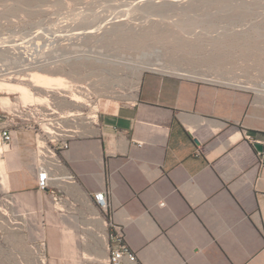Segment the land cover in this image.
Returning a JSON list of instances; mask_svg holds the SVG:
<instances>
[{"label": "crops", "instance_id": "crops-1", "mask_svg": "<svg viewBox=\"0 0 264 264\" xmlns=\"http://www.w3.org/2000/svg\"><path fill=\"white\" fill-rule=\"evenodd\" d=\"M2 98L0 128L13 140L0 144V264H40L33 248L55 228L68 232L72 218L83 232L78 256L62 236L59 259L55 247L43 250L46 264H105L113 227L139 264H264L260 98L225 82L145 72L129 101L97 122L77 118L44 192L33 134ZM96 192L107 212L95 207Z\"/></svg>", "mask_w": 264, "mask_h": 264}, {"label": "rangeland", "instance_id": "rangeland-1", "mask_svg": "<svg viewBox=\"0 0 264 264\" xmlns=\"http://www.w3.org/2000/svg\"><path fill=\"white\" fill-rule=\"evenodd\" d=\"M101 23L96 37L65 36ZM32 51L36 61H24ZM153 63L161 73L233 84L264 103L256 91L264 86V0H0V65L20 69L0 81L26 85L44 99L24 105L19 94L1 92L17 105L6 112L33 106L59 115L78 111L97 122L106 108L133 97L149 71L141 67ZM32 73L64 78L83 102L72 101L69 91L30 86L22 79ZM71 220L68 232L55 228L45 235L44 248L55 247V253L48 249L54 259L60 258L62 236L78 256L83 232L80 219Z\"/></svg>", "mask_w": 264, "mask_h": 264}, {"label": "built area", "instance_id": "built-area-1", "mask_svg": "<svg viewBox=\"0 0 264 264\" xmlns=\"http://www.w3.org/2000/svg\"><path fill=\"white\" fill-rule=\"evenodd\" d=\"M80 114L59 115L58 112L47 109L42 112L33 106H22L15 111L14 118L23 122V130L33 134L34 158L37 170V189L44 192L47 189L49 174L55 167L61 164L59 151L67 148L69 140L76 135L77 117ZM98 114L95 115V118ZM13 140L11 130L7 126L0 128V144H9ZM69 180L75 182V178L70 175ZM57 204L60 197L56 194L52 196ZM95 207L103 212H107L108 199L104 192H96L92 195ZM44 243L33 248L37 254L40 264H46V257L43 254ZM108 257L105 264H139L135 253L129 250L126 245L121 230L113 227L109 234L107 244Z\"/></svg>", "mask_w": 264, "mask_h": 264}, {"label": "bare ground", "instance_id": "bare-ground-1", "mask_svg": "<svg viewBox=\"0 0 264 264\" xmlns=\"http://www.w3.org/2000/svg\"><path fill=\"white\" fill-rule=\"evenodd\" d=\"M115 22H116V20H110L109 24H114ZM107 24H108V22H107ZM102 26H103V23L99 24L96 28H89V29L82 31V32H72L71 34H68L65 36H68V38H69L68 40H70L72 38H77V37H80L81 39H84L87 37H96L97 33L102 29ZM33 51L30 53L25 52V55L23 57L24 61H29V62H32L33 60L36 61V59H35L36 53H34L35 51L34 52ZM108 62L111 63V61H107V63ZM160 68H161L160 64L153 63V64H148L144 67H141V70L142 71L143 70L158 71V70H160ZM19 70L8 71L7 68H4L3 65H0V73H1L0 77L7 75L11 72H18ZM179 75L185 76L184 73L183 74L179 73ZM27 76H29L28 79L23 78L22 80H28L29 81L28 84L34 88H43V89H49L52 91H54V90L67 91V92L69 91L71 93L70 95H71L72 101L80 102V103L83 102V99H81V97H79L77 94L73 93L74 91L71 89V87L72 86L74 87V85H71L64 78H61V77L50 78V77H45V76L38 75L35 73L29 74ZM2 80L4 81L5 78H3ZM205 80H207V79H205ZM3 81L2 82L0 81V92H5L7 94H16V93L19 94V102L24 104V105L44 104V99L39 98V97H35L34 94L32 93V91L26 85L15 84V83H6V81H4V82ZM258 86L259 87L256 89L257 95L264 97V86L263 85H258ZM78 88H80V86ZM71 91H73V92H71ZM1 101H2V106L4 108L9 107L11 104L9 99L6 97L2 98ZM14 106H17V105L14 104ZM75 112L77 113L78 111H75ZM78 113H80V112H78ZM73 114H75V113H72V111H71L66 116L73 115ZM0 151H1V146H0Z\"/></svg>", "mask_w": 264, "mask_h": 264}, {"label": "water", "instance_id": "water-1", "mask_svg": "<svg viewBox=\"0 0 264 264\" xmlns=\"http://www.w3.org/2000/svg\"><path fill=\"white\" fill-rule=\"evenodd\" d=\"M255 150H257L258 152H263V146L261 144H258V143H254L253 144Z\"/></svg>", "mask_w": 264, "mask_h": 264}]
</instances>
